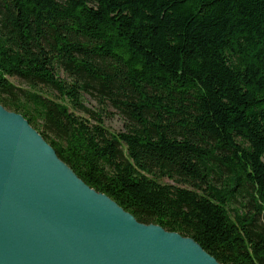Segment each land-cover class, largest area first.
Returning <instances> with one entry per match:
<instances>
[{
	"label": "trees",
	"instance_id": "1",
	"mask_svg": "<svg viewBox=\"0 0 264 264\" xmlns=\"http://www.w3.org/2000/svg\"><path fill=\"white\" fill-rule=\"evenodd\" d=\"M0 104L137 221L264 264V0H0Z\"/></svg>",
	"mask_w": 264,
	"mask_h": 264
},
{
	"label": "water",
	"instance_id": "2",
	"mask_svg": "<svg viewBox=\"0 0 264 264\" xmlns=\"http://www.w3.org/2000/svg\"><path fill=\"white\" fill-rule=\"evenodd\" d=\"M0 264H222L191 237L144 224L0 104Z\"/></svg>",
	"mask_w": 264,
	"mask_h": 264
},
{
	"label": "rangeland",
	"instance_id": "3",
	"mask_svg": "<svg viewBox=\"0 0 264 264\" xmlns=\"http://www.w3.org/2000/svg\"><path fill=\"white\" fill-rule=\"evenodd\" d=\"M53 98H56V95L54 93L50 94ZM86 106L89 108H93L95 110H97L96 104L94 101L89 100L88 97H86ZM76 114H80L83 116H87L85 113L83 112H75ZM102 117L104 119V123L105 125L112 131H118V130H122L123 126H124V118L118 114L115 109H113L112 107H108L106 108V110H102ZM167 181V179H165Z\"/></svg>",
	"mask_w": 264,
	"mask_h": 264
}]
</instances>
